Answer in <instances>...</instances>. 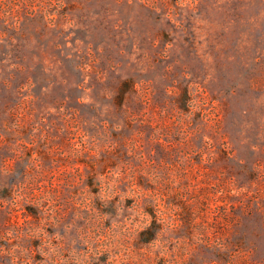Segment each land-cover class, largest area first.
<instances>
[{"label":"rangeland","instance_id":"rangeland-1","mask_svg":"<svg viewBox=\"0 0 264 264\" xmlns=\"http://www.w3.org/2000/svg\"><path fill=\"white\" fill-rule=\"evenodd\" d=\"M0 264H264V0H0Z\"/></svg>","mask_w":264,"mask_h":264}]
</instances>
